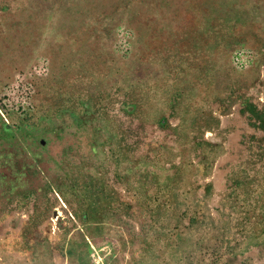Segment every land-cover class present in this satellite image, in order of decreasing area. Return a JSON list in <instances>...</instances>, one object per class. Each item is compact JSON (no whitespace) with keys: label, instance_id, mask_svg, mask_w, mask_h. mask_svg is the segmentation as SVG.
Instances as JSON below:
<instances>
[{"label":"rangeland","instance_id":"374dc122","mask_svg":"<svg viewBox=\"0 0 264 264\" xmlns=\"http://www.w3.org/2000/svg\"><path fill=\"white\" fill-rule=\"evenodd\" d=\"M0 264H264V0H0Z\"/></svg>","mask_w":264,"mask_h":264}]
</instances>
